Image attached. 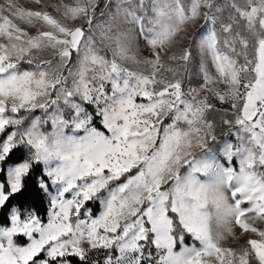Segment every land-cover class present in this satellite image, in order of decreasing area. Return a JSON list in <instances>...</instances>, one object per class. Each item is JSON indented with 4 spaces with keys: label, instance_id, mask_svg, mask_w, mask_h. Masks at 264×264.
<instances>
[{
    "label": "snow or ice",
    "instance_id": "snow-or-ice-1",
    "mask_svg": "<svg viewBox=\"0 0 264 264\" xmlns=\"http://www.w3.org/2000/svg\"><path fill=\"white\" fill-rule=\"evenodd\" d=\"M31 2L0 3V264H264V0Z\"/></svg>",
    "mask_w": 264,
    "mask_h": 264
},
{
    "label": "rangeland",
    "instance_id": "rangeland-1",
    "mask_svg": "<svg viewBox=\"0 0 264 264\" xmlns=\"http://www.w3.org/2000/svg\"><path fill=\"white\" fill-rule=\"evenodd\" d=\"M4 0H0V3H3ZM17 2L24 6V7H35V5L32 4L31 0H17ZM65 2L67 3H71L72 0H65ZM225 2V0H218V3L220 4H223ZM48 11L52 12V9L49 8ZM227 14H228V9H225L224 10V13H223V16L225 18V20L227 19ZM200 24L203 23V21L201 20L199 22ZM22 27H27L26 25H21ZM219 27V22L217 24V28ZM29 31L33 32L34 33V29H29ZM188 31L189 33H193V32H197V31H200V28L199 27H193L192 25H189L188 26ZM187 43V42H185ZM107 50H104V52H106ZM107 55L108 57L110 58L111 57V53L110 52H107ZM197 59H199V57L197 56ZM191 79L192 81H196L197 79H199V75H198V68L196 66H193L191 68ZM184 82H185V85L187 86L189 84V75L188 74H185V77H184ZM237 234L239 235V230H237ZM247 239H259V237L255 234H252V233H249V234H245L243 237H241V240H240V244H245L246 243V240ZM20 243H24L26 242L23 238H21V240H19ZM230 246L232 247H238L239 245L236 244V243H233L231 244ZM102 255L103 253H100V257L102 258ZM93 258H97L96 254H93Z\"/></svg>",
    "mask_w": 264,
    "mask_h": 264
},
{
    "label": "trees",
    "instance_id": "trees-1",
    "mask_svg": "<svg viewBox=\"0 0 264 264\" xmlns=\"http://www.w3.org/2000/svg\"><path fill=\"white\" fill-rule=\"evenodd\" d=\"M101 54H105V52L102 51ZM45 208H46V205H45ZM98 211H99V209H98V207H97V212H98ZM41 215H42V216L44 215V212H43V211L41 212ZM19 240H21V238H20ZM73 264H79V262L76 261L75 258H73Z\"/></svg>",
    "mask_w": 264,
    "mask_h": 264
}]
</instances>
